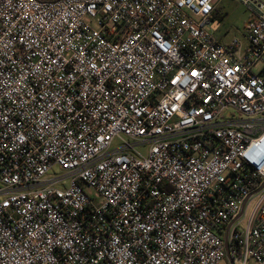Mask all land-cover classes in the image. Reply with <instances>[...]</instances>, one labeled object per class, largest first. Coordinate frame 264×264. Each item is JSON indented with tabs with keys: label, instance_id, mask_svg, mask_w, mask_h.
<instances>
[{
	"label": "built area",
	"instance_id": "1",
	"mask_svg": "<svg viewBox=\"0 0 264 264\" xmlns=\"http://www.w3.org/2000/svg\"><path fill=\"white\" fill-rule=\"evenodd\" d=\"M215 1L0 0V264H264V1Z\"/></svg>",
	"mask_w": 264,
	"mask_h": 264
},
{
	"label": "rangeland",
	"instance_id": "2",
	"mask_svg": "<svg viewBox=\"0 0 264 264\" xmlns=\"http://www.w3.org/2000/svg\"><path fill=\"white\" fill-rule=\"evenodd\" d=\"M264 1V0H263ZM216 19L220 21L221 28L214 32V35L221 39L224 43H229L234 39H238L246 45L244 38L245 35V25L249 18L251 17V12L245 6L240 4L237 0H216ZM119 145V142H115V146ZM141 153L146 154L147 150L145 148L140 149ZM65 173L61 171L57 166L54 167L50 175L57 177L64 175ZM251 212V207L246 212L245 218L243 219L244 224ZM220 264H231L228 257H226ZM253 264V263H251Z\"/></svg>",
	"mask_w": 264,
	"mask_h": 264
},
{
	"label": "crops",
	"instance_id": "3",
	"mask_svg": "<svg viewBox=\"0 0 264 264\" xmlns=\"http://www.w3.org/2000/svg\"><path fill=\"white\" fill-rule=\"evenodd\" d=\"M216 14H217V12H215V17H216ZM231 262V261H230Z\"/></svg>",
	"mask_w": 264,
	"mask_h": 264
},
{
	"label": "water",
	"instance_id": "4",
	"mask_svg": "<svg viewBox=\"0 0 264 264\" xmlns=\"http://www.w3.org/2000/svg\"><path fill=\"white\" fill-rule=\"evenodd\" d=\"M242 213H243V211H242ZM242 213H241V214H242ZM226 247H227V243H226Z\"/></svg>",
	"mask_w": 264,
	"mask_h": 264
}]
</instances>
